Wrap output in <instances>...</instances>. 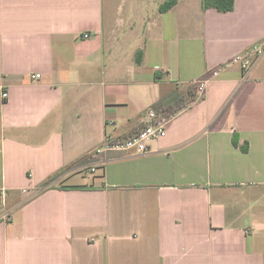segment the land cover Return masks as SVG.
I'll return each instance as SVG.
<instances>
[{
    "label": "crops",
    "instance_id": "crops-1",
    "mask_svg": "<svg viewBox=\"0 0 264 264\" xmlns=\"http://www.w3.org/2000/svg\"><path fill=\"white\" fill-rule=\"evenodd\" d=\"M114 2L0 0V264H264V0Z\"/></svg>",
    "mask_w": 264,
    "mask_h": 264
},
{
    "label": "built area",
    "instance_id": "built-area-1",
    "mask_svg": "<svg viewBox=\"0 0 264 264\" xmlns=\"http://www.w3.org/2000/svg\"><path fill=\"white\" fill-rule=\"evenodd\" d=\"M85 39L88 35L83 36ZM255 54L252 59H248L246 55L236 57L233 62L239 63L242 72L244 73L243 79H246L248 73L253 68L257 59L263 54V44L260 47H255ZM35 77H39L36 75ZM32 76V78H35ZM204 83H199L197 89L201 91ZM0 97L7 98V93L0 89ZM143 127L133 136L128 138H111L105 137L102 146L95 149L94 154L100 155L109 151L128 152L135 151L138 154H145L148 151V143L150 141L159 140L165 137L166 127L169 122V117L154 109L148 110L143 118ZM96 172L95 166H88L86 173L94 174Z\"/></svg>",
    "mask_w": 264,
    "mask_h": 264
},
{
    "label": "trees",
    "instance_id": "trees-1",
    "mask_svg": "<svg viewBox=\"0 0 264 264\" xmlns=\"http://www.w3.org/2000/svg\"><path fill=\"white\" fill-rule=\"evenodd\" d=\"M178 0H166L160 7L159 12L160 13H166L169 10H171L177 3ZM202 9L208 10L213 9L219 13H229L232 12L234 9V0H202ZM141 52H138L136 55V62H140L141 58ZM195 91L193 90L189 91V100L195 99L194 95ZM232 144L234 147L238 148L240 152L246 154L248 152V143L244 142L242 145H238V142L235 140V138L232 140Z\"/></svg>",
    "mask_w": 264,
    "mask_h": 264
},
{
    "label": "rangeland",
    "instance_id": "rangeland-1",
    "mask_svg": "<svg viewBox=\"0 0 264 264\" xmlns=\"http://www.w3.org/2000/svg\"><path fill=\"white\" fill-rule=\"evenodd\" d=\"M164 2L165 0H115L114 6L116 5V7L114 9L119 8L122 15L121 19L125 21L129 19L128 15L135 10L138 12L147 11L152 16ZM192 3L193 0H190V4ZM167 115L169 116V114Z\"/></svg>",
    "mask_w": 264,
    "mask_h": 264
}]
</instances>
